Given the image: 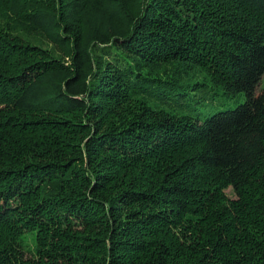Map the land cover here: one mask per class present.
<instances>
[{
  "label": "trees",
  "instance_id": "obj_1",
  "mask_svg": "<svg viewBox=\"0 0 264 264\" xmlns=\"http://www.w3.org/2000/svg\"><path fill=\"white\" fill-rule=\"evenodd\" d=\"M263 72L264 0H0V264H264Z\"/></svg>",
  "mask_w": 264,
  "mask_h": 264
},
{
  "label": "rangeland",
  "instance_id": "obj_2",
  "mask_svg": "<svg viewBox=\"0 0 264 264\" xmlns=\"http://www.w3.org/2000/svg\"><path fill=\"white\" fill-rule=\"evenodd\" d=\"M21 35L26 38L29 42L37 43L39 45H42L43 47H48L53 54L67 59L68 56L66 54V49L64 47L58 46L56 43L52 42V37L49 38V36L46 34L45 31L39 28H29L27 31L24 32V30H20ZM182 77H185L188 79V76L191 78V80L204 78V75L200 72H197L196 70H190L188 74H185L184 72L181 75ZM189 78V79H190ZM197 86L192 89L189 95L186 96L185 102L191 101H200L197 105L200 108L199 113L192 112V116H199L200 118H203L205 116H208L211 113H214L216 111L227 109V108H233L235 107L239 102H242L245 100V93L239 92L235 95H224L222 91L219 89V87L209 84L203 88H200L197 90ZM264 89V72L257 84L256 87V93H259ZM202 96V98H200ZM162 106L166 109H170L171 107L166 104H162ZM182 112H185L182 110ZM198 112V111H197ZM227 194L230 197H234V193L232 189L229 187L226 189ZM33 246V243L31 242V247Z\"/></svg>",
  "mask_w": 264,
  "mask_h": 264
}]
</instances>
